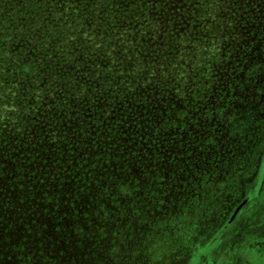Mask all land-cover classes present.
I'll use <instances>...</instances> for the list:
<instances>
[{"label":"trees","instance_id":"trees-1","mask_svg":"<svg viewBox=\"0 0 264 264\" xmlns=\"http://www.w3.org/2000/svg\"><path fill=\"white\" fill-rule=\"evenodd\" d=\"M143 7L138 0H0V264H57L54 255L70 244L74 222L91 215L76 202H97L110 189L116 196L130 179L138 181L133 172L146 177L155 170L163 178L170 137L160 128L171 118L165 104L187 88L183 75L167 62L155 74L129 40H92L83 49L72 38L76 21L95 29L120 14L134 22ZM187 45L172 41L155 54L182 72L199 69L200 77L204 43ZM51 50L57 57L39 56ZM126 61L147 62L151 75ZM173 80L164 92L162 83ZM154 85L164 94L140 90Z\"/></svg>","mask_w":264,"mask_h":264},{"label":"rangeland","instance_id":"rangeland-1","mask_svg":"<svg viewBox=\"0 0 264 264\" xmlns=\"http://www.w3.org/2000/svg\"><path fill=\"white\" fill-rule=\"evenodd\" d=\"M168 2L173 30L189 37L197 32L198 40H205L204 58L216 55V70L213 73L207 67L203 75L213 74L206 80L208 88L200 108L204 150L199 153L204 167L186 166L184 180L172 170L169 181L162 183L133 172L130 178L135 175L138 181L130 179L116 196L110 195L115 193L110 189L97 202L91 200L96 198L76 202L78 210L91 215L74 222L68 232L72 234L70 244L54 255L57 264H110L104 250L113 242L115 247L134 245L140 253L139 264H264V182L259 183V190L242 184L252 171L249 160L254 159L247 153L251 147L248 137L257 143L264 139V0H219V14L209 20L225 23L219 31L221 40H208L207 25L202 24L208 22V11H216L215 2L153 0L150 5L146 1V7L156 19ZM196 3L203 6L197 8ZM65 12L69 16L73 12L70 4ZM83 13L76 10L78 16ZM73 26L78 34L84 23L76 21ZM39 56L57 57V50ZM209 82L214 83L212 88ZM212 157L219 167L210 164ZM200 169L204 172L201 178L193 172ZM177 178L181 182L173 181Z\"/></svg>","mask_w":264,"mask_h":264},{"label":"flooded vegetation","instance_id":"flooded-vegetation-1","mask_svg":"<svg viewBox=\"0 0 264 264\" xmlns=\"http://www.w3.org/2000/svg\"><path fill=\"white\" fill-rule=\"evenodd\" d=\"M138 1H140L141 4H144L145 7H143L142 14L137 17L134 22L133 19H124L120 14L117 17H112L111 15H109L108 17H105V19L102 20V23H99L100 26L95 29L91 26L89 21L84 22L83 29L78 34H74L72 38L73 40L77 39L75 42L80 41V45L75 44L76 48L83 49L86 48V46L89 45V42L92 40H129L131 43H133L134 49L138 50L143 56H147L146 60H150V62L152 63V59H155L156 63H152V69L155 70V74L157 73L158 69L160 67H163L162 65L167 62L171 67L170 71L173 74L177 73L179 75H183L181 82L184 84V86H187V88H185L183 91L179 92L178 95H176V99L172 101L173 105L165 104V107L169 108L172 111L171 118H168L170 119L168 123L169 125L160 128L162 132L161 134H167L170 137L169 142L168 139L165 138V140L167 141L168 149L167 153L165 154V160L168 164L166 167V171L162 173V175L164 174L163 178H160L161 180H157H159L160 183H162L163 181H169L168 176L169 173L172 172V170H175L176 173L182 175L183 178L181 179L184 180L186 171L184 173L183 171L186 166L192 165L196 168V166L199 165L204 167V163L202 162V158H200L199 153V151L204 150L202 137L200 136V133L203 130L204 126V124L202 123L203 116L200 115V108L204 104L202 102L204 99L203 94L208 88L206 80H208V78H210L213 74H210L205 78H203V75L205 73H208L207 67L212 72L216 70V64H214V61H216V58H214V56L216 55H214L212 58H204L207 51L205 49V40H202L204 45L201 47L202 53L200 54V57H202V60L199 61V65L201 63L203 64L201 67L200 77H198L199 69L195 72V74L192 73V68L190 70L182 72V68L180 67L181 64H174L171 63L170 60L166 59L160 60L161 53H159V56H156L155 54L153 58H150L149 53H155L156 47L162 49L166 45V43L172 41L179 45L178 48H180L181 46H183L184 48H188L187 44H189V42L198 40V33L194 32V35L196 36L189 37L190 35L185 32H181L180 30L179 32H177L173 30L175 24L174 21L171 20L172 18L168 13L169 7L171 5L169 2L166 4L164 10L157 13L158 16L155 19L153 18L154 15L151 13L152 10L150 9V7H146V1H149L150 5L153 0ZM165 9L168 11H165ZM214 12L215 11L212 10L211 12L208 11L206 13L208 15V22L206 24L204 20L202 24L207 25L206 36L209 38L208 40H218V38L221 40V36H219V31L221 30V28H224L225 23L221 24L220 20L218 19L209 20V18L213 15ZM103 15H107V12H103ZM225 15L227 16V14ZM95 17L98 18L97 15H95ZM168 21H171L172 23L169 24ZM85 24L87 25V27H85ZM163 32H168V37H164ZM101 33H103V35H101ZM87 38H90V40H78ZM153 40L155 41V45L152 43ZM76 52L79 53V50H77ZM194 57L197 58V56ZM191 59L192 58H188V60ZM195 78L199 79L198 81L201 83V85L199 86L197 91H192V88H194L195 86H190V84L195 81ZM177 79L181 80L180 77ZM173 82L174 80L166 84L162 83V90L166 92L168 90V85L172 84ZM213 86L214 83L209 82V87L212 88ZM176 87H179V85H176ZM140 90L142 92H148L151 95H156L157 92L160 93V95L164 94L158 91L157 85L153 90H150V87L148 86H146L144 89L140 88ZM178 90L179 89L174 88L173 92ZM161 108L165 111L164 107ZM194 111L196 112L193 114ZM154 116L155 118L153 120L156 119L157 114L155 113ZM187 156H190L189 159ZM210 164L212 166L217 165V167H219L217 158L212 157V161L210 162ZM154 172L156 174L155 170L153 172L149 171V175L146 177L153 178L155 175H153ZM193 172L196 177L201 178L204 175L202 169L193 170ZM172 176L173 173L171 177ZM155 178L156 177H154V179ZM173 181L181 182L179 178H177L176 180L173 179ZM247 201V198L244 199L235 209L232 216L228 220L227 225L225 226V230L229 228L231 223L234 221L238 211L244 206V204L247 203Z\"/></svg>","mask_w":264,"mask_h":264},{"label":"snow or ice","instance_id":"snow-or-ice-1","mask_svg":"<svg viewBox=\"0 0 264 264\" xmlns=\"http://www.w3.org/2000/svg\"><path fill=\"white\" fill-rule=\"evenodd\" d=\"M188 2L193 3V0H188ZM204 2L207 4H212L215 2L217 4V7L216 11L213 13V16L219 14V0H204ZM201 6L203 5L200 3L195 4V7L197 8ZM168 23L171 24L172 22L168 21ZM175 30L179 32L178 29ZM101 35H103V33H101ZM168 35V32H163L164 37H168ZM152 43L155 45L154 40L152 41ZM185 51L187 50L185 49ZM149 56L150 58H153L155 56V53H149ZM101 59L106 58L101 57ZM141 59H143V57H141ZM126 63L136 64V67L133 69V71L138 72L139 75H151V73L148 72V67H150V65H147V62H145L144 65H141L136 61H126ZM152 63H156L154 58L152 59ZM49 67L51 68V66ZM41 74L43 75V73ZM48 74L51 75V72H49ZM0 75H2V71H0ZM248 141L250 142L251 147L247 149V153L254 157V159L249 160V165L252 171L248 174V177L244 181H242V184L249 188L256 186L257 190H259V183L264 182V139H260L259 143H257V141L253 140V137L250 135L248 137ZM241 152L243 154L245 150L241 149ZM0 191H3V189H0ZM261 211H264V209H261ZM114 245L115 242H113L108 246L106 250H104L105 258L110 262V264H117V262H119V264H124L125 261L129 262V264H139L140 253L134 245H122L121 247H115ZM38 255L43 256V251H39ZM61 255H63V253H61ZM27 259L31 261L32 256L29 254L27 256ZM159 259L163 260V257H159ZM36 264H39L38 259L36 261Z\"/></svg>","mask_w":264,"mask_h":264}]
</instances>
